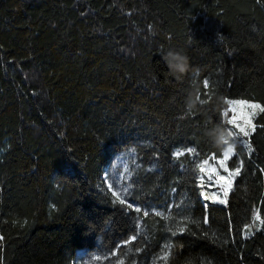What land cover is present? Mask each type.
Instances as JSON below:
<instances>
[{
	"label": "trees",
	"instance_id": "16d2710c",
	"mask_svg": "<svg viewBox=\"0 0 264 264\" xmlns=\"http://www.w3.org/2000/svg\"><path fill=\"white\" fill-rule=\"evenodd\" d=\"M168 48L189 57L180 79L160 54ZM204 79L225 100L264 103V0H0V264H75L79 250L164 264L169 239L167 264H264V224L245 228L254 213L264 220V129L251 152L235 143L229 165L244 166L227 204L200 196L195 164L222 153L205 129L231 127L227 105L187 112ZM130 150L141 166L128 200L140 213L104 179ZM160 201L196 221L190 232L172 237L170 221L143 216Z\"/></svg>",
	"mask_w": 264,
	"mask_h": 264
},
{
	"label": "snow or ice",
	"instance_id": "6c2138e0",
	"mask_svg": "<svg viewBox=\"0 0 264 264\" xmlns=\"http://www.w3.org/2000/svg\"><path fill=\"white\" fill-rule=\"evenodd\" d=\"M203 87L207 91L203 94L200 93V96L204 95L206 97L204 100H208L209 95L215 92V88L212 84H210L209 79L203 80ZM226 105L227 108L224 110L223 115L227 117V125L231 126L229 127V131L234 133V143L238 141L241 145H246L248 151L251 152L253 150L251 143L252 135L257 131L258 127L264 129V123L259 125L256 123L257 117L264 114V103L256 102L253 97L250 99H226ZM229 113L231 115H229ZM186 151L188 154L196 153L194 148H187ZM234 154V150L222 152L219 158L216 154H209L206 158L201 159L195 164L194 171L197 173L196 180L200 188V196H202L205 200L227 204V198L230 191L233 189V182L235 178L241 174L244 166V162L241 160L234 168L229 169L228 161ZM184 155L185 151L182 150H177L173 153V156L176 158ZM209 161H212V163H209ZM221 170H223L226 175H221ZM205 176L207 177V181L205 180ZM112 186L113 185L110 184L109 188ZM206 186H216L218 191L208 193L204 190ZM127 191L128 188H124L123 192L127 193ZM112 195L121 205L127 204L128 209H133V205L131 203H127L121 192H113ZM134 211L136 213H140L142 209L140 207H135ZM154 214L161 217L165 221L171 222L166 226V231L171 233L172 237L185 232H190L189 225L196 223V221L188 215L181 216L179 220H176L170 212L166 213L162 211H155ZM143 216H149V211L143 210ZM256 221H260L261 224H264V220H261L259 215L254 213L253 224H255ZM203 222L207 224L208 218L204 217ZM251 227L252 225H245V228L249 230ZM190 234L195 235V233ZM205 235H207V233H205ZM136 239L137 236L135 235L131 237L132 241ZM0 240H3L2 236H0ZM129 242L130 241H126L125 243ZM173 247L174 245L169 239L168 243L163 246L162 255L157 257V260H162L164 264H167L168 259L172 254ZM139 250L140 249H137V251ZM93 264H95V260L93 261ZM119 264H124V262L120 261ZM153 264H156L155 260Z\"/></svg>",
	"mask_w": 264,
	"mask_h": 264
},
{
	"label": "clouds",
	"instance_id": "9594fccd",
	"mask_svg": "<svg viewBox=\"0 0 264 264\" xmlns=\"http://www.w3.org/2000/svg\"><path fill=\"white\" fill-rule=\"evenodd\" d=\"M160 54L167 65L168 71L177 79L182 78L191 70L189 57L184 51L177 48H168ZM210 103H214L217 108H222L226 105V100L216 93L210 94L208 100L202 99L199 84H195L185 99V108L187 112H192ZM205 135L212 146L221 152L234 150V133L230 132L229 128L224 126L223 123L206 128Z\"/></svg>",
	"mask_w": 264,
	"mask_h": 264
},
{
	"label": "rangeland",
	"instance_id": "374dc122",
	"mask_svg": "<svg viewBox=\"0 0 264 264\" xmlns=\"http://www.w3.org/2000/svg\"><path fill=\"white\" fill-rule=\"evenodd\" d=\"M231 99H243V98H231ZM256 102H259V101H256ZM177 150L185 151L179 148L175 149V151ZM209 163H212V161H209ZM140 166H141V163L139 162L136 156V153L133 150H130L128 152L119 153L114 158H112L109 164H107L104 170V179L106 181L108 188L110 184L113 185L111 188H109L112 193L121 192L127 202L131 203L134 207L141 208L139 204L135 202H130L128 200V194L130 190L129 180L131 176L133 175V173L135 172V170H137ZM228 167L229 169H232L229 165V162H228ZM221 175H226V173H224L223 170H221ZM205 180L207 181L206 176H205ZM124 188H128L127 193L123 192ZM204 190L208 193H211L214 191H218V188L216 186H212V187L206 186ZM143 208L147 211L164 212L165 202L160 201L157 203H149ZM262 226L263 224H261L260 221H256L255 224H252L251 229L250 230L247 229L246 232L250 233L254 228H260ZM96 258H99V259H96ZM94 260H95V264H110L106 262L103 258L99 257L98 255L84 252V250H79V255L75 259V264H93Z\"/></svg>",
	"mask_w": 264,
	"mask_h": 264
}]
</instances>
